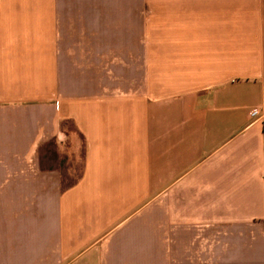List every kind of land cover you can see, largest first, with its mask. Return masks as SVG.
I'll return each mask as SVG.
<instances>
[{
    "label": "crops",
    "instance_id": "crops-1",
    "mask_svg": "<svg viewBox=\"0 0 264 264\" xmlns=\"http://www.w3.org/2000/svg\"><path fill=\"white\" fill-rule=\"evenodd\" d=\"M263 172L264 0H0V264H264Z\"/></svg>",
    "mask_w": 264,
    "mask_h": 264
},
{
    "label": "rangeland",
    "instance_id": "rangeland-1",
    "mask_svg": "<svg viewBox=\"0 0 264 264\" xmlns=\"http://www.w3.org/2000/svg\"><path fill=\"white\" fill-rule=\"evenodd\" d=\"M64 163H62L63 165H65V160H62Z\"/></svg>",
    "mask_w": 264,
    "mask_h": 264
},
{
    "label": "built area",
    "instance_id": "built-area-1",
    "mask_svg": "<svg viewBox=\"0 0 264 264\" xmlns=\"http://www.w3.org/2000/svg\"><path fill=\"white\" fill-rule=\"evenodd\" d=\"M263 174H264V172H263Z\"/></svg>",
    "mask_w": 264,
    "mask_h": 264
}]
</instances>
